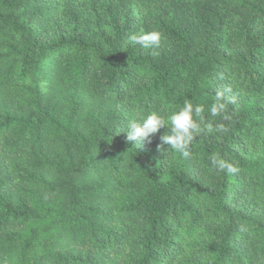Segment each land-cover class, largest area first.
<instances>
[{"label":"trees","instance_id":"16d2710c","mask_svg":"<svg viewBox=\"0 0 264 264\" xmlns=\"http://www.w3.org/2000/svg\"><path fill=\"white\" fill-rule=\"evenodd\" d=\"M185 101L189 157L127 140ZM0 264H264V0H0Z\"/></svg>","mask_w":264,"mask_h":264},{"label":"clouds","instance_id":"9594fccd","mask_svg":"<svg viewBox=\"0 0 264 264\" xmlns=\"http://www.w3.org/2000/svg\"><path fill=\"white\" fill-rule=\"evenodd\" d=\"M162 39V34L156 30H141L139 33L132 34L129 37L132 45H139L143 49L159 48ZM226 109L227 104L224 100V94L218 91L210 107V114L215 117L225 113ZM203 112L204 108L202 106H194L191 102L185 101L183 106L178 111L172 112L167 119L164 115L152 111L146 116H141L139 119L134 118L129 120L123 131L126 133L127 140L135 141L136 145L143 147L146 142H151V137L159 132L161 128L167 127L169 131L161 137L162 144L168 145L169 148L181 153L183 157L187 158L191 155L189 146L194 139L203 130L209 132L214 130L211 124H208L206 129H202ZM195 117H199L200 120L198 121ZM224 118L227 119L228 117L225 116ZM215 130L226 131L223 125L218 126ZM211 164L218 173H235L238 171L231 163L219 156H212Z\"/></svg>","mask_w":264,"mask_h":264}]
</instances>
